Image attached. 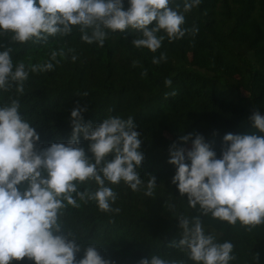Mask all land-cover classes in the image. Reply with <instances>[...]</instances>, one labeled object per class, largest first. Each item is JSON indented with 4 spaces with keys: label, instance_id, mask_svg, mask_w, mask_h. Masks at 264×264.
<instances>
[{
    "label": "trees",
    "instance_id": "1",
    "mask_svg": "<svg viewBox=\"0 0 264 264\" xmlns=\"http://www.w3.org/2000/svg\"><path fill=\"white\" fill-rule=\"evenodd\" d=\"M176 3L182 10V0ZM182 27L189 30L184 37L170 42L165 36L155 53L131 44L137 37L134 30L108 32L102 47L82 41L78 27L66 36L35 42H17L10 32L0 33V50L10 49L14 64L53 63L50 71L29 72L22 93L15 82L0 90V106L19 101L22 117L40 137L37 150L67 143L76 107L86 109L83 119L93 126L108 116L134 119L141 133L144 159L137 171L144 185L139 191L123 181L108 185L117 194L112 208L118 213L79 200L80 207L61 210L63 230L82 248L96 246L111 264H137L151 255L194 264L173 244L182 238L178 217H199L218 242L234 245L230 264H264V224L249 228L202 215L172 184L176 169L168 163V149L174 142L181 145L182 135L201 134L219 157L225 134L256 131L250 116L264 114V0H201L185 13ZM193 28L198 29L195 34ZM53 51L58 53L54 61ZM161 53L166 60L154 64L153 57ZM168 79L171 86L165 84ZM80 140L91 156L87 142ZM150 176L156 185L147 196ZM96 187L85 181L78 190ZM82 255L77 253L76 259ZM12 264L34 261L25 257Z\"/></svg>",
    "mask_w": 264,
    "mask_h": 264
},
{
    "label": "clouds",
    "instance_id": "2",
    "mask_svg": "<svg viewBox=\"0 0 264 264\" xmlns=\"http://www.w3.org/2000/svg\"><path fill=\"white\" fill-rule=\"evenodd\" d=\"M0 0V33L10 32L17 42L47 41L66 36L78 27L81 40L103 46L108 32L134 30L136 48L155 53L165 36L171 42L185 36V13L201 0ZM175 5V6H173ZM195 34L198 29L191 30ZM58 53H51L56 60ZM60 55H63L61 52ZM75 60V57H73ZM166 56L153 57L154 64ZM53 69L52 62L30 65L13 63L10 49L0 50V90L23 81L29 72ZM171 79L165 81L171 86ZM70 113L72 133L67 143L56 142L37 150L40 137L20 113L18 100L0 106V264L27 258L34 264H111L97 247L82 248L59 222L66 206L95 201L99 210L119 212L112 204L117 194L109 184L123 181L133 191L144 185L137 169L144 159L141 133L134 119L108 116L94 126L82 113ZM250 134L227 133L219 157L201 134L179 137L181 145H170L168 163L176 169L172 184L181 196L187 194L190 207L199 206L202 215L249 228L264 224V114L250 116ZM87 142V152L80 138ZM191 141L190 148L182 146ZM111 157V158H109ZM147 182L151 196L156 178ZM94 181V191H79L78 185ZM107 182V183H106ZM179 218L182 238L178 246L194 264H230L234 245L218 242L205 231L199 217ZM71 237L72 239H68ZM83 252L80 259L76 254ZM137 264H183L158 255L141 258Z\"/></svg>",
    "mask_w": 264,
    "mask_h": 264
}]
</instances>
